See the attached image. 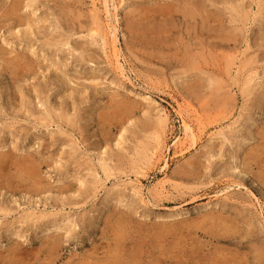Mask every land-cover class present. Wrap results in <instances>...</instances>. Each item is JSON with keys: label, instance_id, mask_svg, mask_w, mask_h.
Here are the masks:
<instances>
[{"label": "rangeland", "instance_id": "rangeland-1", "mask_svg": "<svg viewBox=\"0 0 264 264\" xmlns=\"http://www.w3.org/2000/svg\"><path fill=\"white\" fill-rule=\"evenodd\" d=\"M0 49V264H264V0H0Z\"/></svg>", "mask_w": 264, "mask_h": 264}, {"label": "bare ground", "instance_id": "bare-ground-1", "mask_svg": "<svg viewBox=\"0 0 264 264\" xmlns=\"http://www.w3.org/2000/svg\"><path fill=\"white\" fill-rule=\"evenodd\" d=\"M104 1L106 2L107 0H104ZM19 2H20V1H19ZM75 3H76V2H75ZM12 4H13V3H12ZM16 4H17V3H16ZM14 5H15V4H14ZM20 5H21V4H20ZM12 6H13V5H12ZM12 6H11V7H12ZM62 6H63V5H62ZM9 7H10V5H9ZM11 7H10V8H11ZM15 7H16V6H14V10H15ZM16 8H17V7H16ZM18 8H19V7H18ZM61 8H62V7H61ZM144 8H145V7H144ZM19 9H21V7H20ZM138 9H139V8H138ZM195 9H196V8H195ZM24 10H25V9H24ZM12 11H13V10H12ZM6 12H8V11L6 10L5 13H6ZM14 12H15V11H14ZM64 12H65V11H64ZM140 12H141V11H140ZM16 13H18V11H17ZM6 14H7V13H6ZM11 15H12V13H11ZM7 16L10 17L9 15H7ZM210 16H211V15H210ZM11 17H12V16H11ZM16 17H17V16H16ZM92 17H93V16H92ZM212 17H213V16H212ZM21 18H22V17H21ZM218 18H219V17H218ZM17 19H18V18H17ZM22 20H24V19H22ZM93 20H94V19H93ZM2 21H4V20H2ZM18 22H19V21H18ZM221 22H222V21H221ZM22 23H23V22H22ZM94 23H96V22L93 21L92 24H94ZM20 24H21V23H20ZM1 25H2V24H1ZM16 25H17V24H16ZM28 25H29V24H28ZM96 26H97V25H96ZM131 28H132V27H131ZM92 29H93V27H92ZM92 29H90V31H91ZM97 29H98V28H97ZM97 29H94L93 31H95V30H97ZM160 29H161V28H160ZM27 30H28V29H27ZM98 30H99V29H98ZM112 30H113V33H112V34H113V36H114V35H115V27H114V26H113ZM168 31H169V29H168ZM95 33H96V32H95ZM136 33H137V32H136ZM23 34H24V33H23ZM28 34H29V33H28ZM134 34H135V33H134ZM177 36H178V35H177ZM212 38H213V37H212ZM112 39H113V38H112ZM112 39H111V40H112ZM219 39H220V38H219ZM191 40H192V39H191ZM114 41H115V39H114ZM0 50H1V49H0ZM195 50H196V49H195ZM22 53H23V52H22ZM34 54H35V53H34ZM24 58H26V57H23V59H24ZM192 58H193V57H192ZM202 58H203V57H202ZM194 59H195V58H194ZM193 61H194V60H193ZM26 62H27V61H26ZM194 62H195V61H194ZM25 64H26V63H25ZM190 64H191V63H190ZM12 65H13V64H12ZM22 66H23V65H22ZM29 66H30V65H29ZM14 67H15V66H14ZM191 67H192V66H191ZM29 68H30V67H29ZM29 68H28V69H29ZM56 68H57V67H56ZM25 69H26V68H25ZM57 69H58V68H57ZM56 72H57V71H56ZM57 74H58V73H57ZM196 79H197V78H196ZM62 80H63V79H62ZM0 111H1V110H0ZM60 117H61V119H62V118L64 119V120H63L64 123L67 124V123L69 122V119H67L64 115L61 114ZM73 119H74V118H73ZM70 121H71V120H70ZM72 121H73V120H72ZM183 126H184L185 131H189V132L191 133V135H193V131L190 129V127H189V125H188L187 123L183 122ZM262 137H263V136H262ZM149 147H150V146H149ZM8 152H9V151H8ZM3 153H4V152H3ZM5 153H6V152H5ZM9 153H10V152H9ZM9 153H6V155H8V158H10V156H11V155H10L11 153H10V154H9ZM4 155H5V154H4ZM17 155H18V154H17ZM20 155H21V154H20ZM29 156H30V155H29ZM6 157H7V156H6ZM27 160H28V159H27ZM2 162H3V161H2ZM2 162H1V163H2ZM23 162H24V161H23ZM36 162H37V161H36ZM25 163H26V162H25ZM21 164H22V163H21ZM30 165H33V164H30ZM36 165H37V164H36ZM25 166H26V165H25ZM28 166H29V165H28ZM15 167H16V166H15ZM21 167H22V166H21ZM30 167H31V166H30ZM23 168H24V167H23ZM35 168H36V167H35ZM38 169H39V168H38ZM34 170H35V169H34ZM11 171H12V170H11ZM35 171H36V170H35ZM28 172H29V171H28ZM28 172H27V173H28ZM32 173H34V172H33V169H32ZM31 177H33V176L31 175ZM12 179H13V178H12ZM25 179H26V178H25ZM29 179H30V177H29ZM35 179H36V178H35ZM6 181H7V180H6ZM8 181H9V180H8ZM33 181H34V179H33ZM11 183H13V182L10 181V182H6V183H4V184H8V185H9V184H11ZM34 183H35V185H36V184H37V185L39 184L38 182H37V183L34 182ZM0 184H2V181H0ZM15 184H16V183H15ZM15 186H16V185H15ZM32 186H33V185H32ZM12 187H13V185H12ZM37 187H38V186H37ZM25 188H27V187H25ZM31 190H33V189H31ZM33 193H34V192H33ZM49 193H50V192H49ZM10 197H11V196H10ZM10 197H9V198H10ZM9 198H8V199H9ZM12 202H13V201H12ZM4 209H5V208H4ZM4 209H3V210H4ZM11 209H12V208H11ZM41 230H42V229H41ZM11 258H12V257H11ZM49 258H50V257H49ZM114 258H115V257H114ZM100 259H101V258H100ZM104 259H105V258H104ZM93 260H94V259H93ZM99 262H100V261H99ZM70 263H71V262H70Z\"/></svg>", "mask_w": 264, "mask_h": 264}]
</instances>
